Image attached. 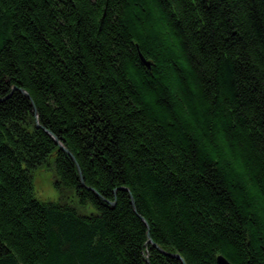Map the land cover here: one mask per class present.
<instances>
[{
	"label": "trees",
	"instance_id": "16d2710c",
	"mask_svg": "<svg viewBox=\"0 0 264 264\" xmlns=\"http://www.w3.org/2000/svg\"><path fill=\"white\" fill-rule=\"evenodd\" d=\"M171 254L264 264V0H0V264Z\"/></svg>",
	"mask_w": 264,
	"mask_h": 264
},
{
	"label": "rangeland",
	"instance_id": "374dc122",
	"mask_svg": "<svg viewBox=\"0 0 264 264\" xmlns=\"http://www.w3.org/2000/svg\"><path fill=\"white\" fill-rule=\"evenodd\" d=\"M54 157L51 158V161ZM35 197L43 202H61L77 209L80 215L89 216L95 213L92 205H82L74 192L56 186L59 180L55 167L45 166L32 173Z\"/></svg>",
	"mask_w": 264,
	"mask_h": 264
},
{
	"label": "water",
	"instance_id": "95a60500",
	"mask_svg": "<svg viewBox=\"0 0 264 264\" xmlns=\"http://www.w3.org/2000/svg\"><path fill=\"white\" fill-rule=\"evenodd\" d=\"M40 127V126H39ZM49 135H51L53 137V135L50 133V132H47ZM56 142H57V145L65 152H68V150L60 143L58 142V140L56 139ZM83 182V180H82ZM84 184V183H83ZM149 241L151 242V240L149 239ZM156 248H159L155 245ZM162 251V250H161ZM171 257L173 258H176V259H179L183 262L184 264V261L182 260V258L178 255V254H171L170 255ZM217 262L218 264H231L225 257L223 256H219L218 259H217Z\"/></svg>",
	"mask_w": 264,
	"mask_h": 264
}]
</instances>
